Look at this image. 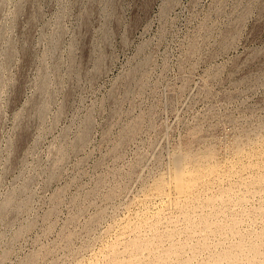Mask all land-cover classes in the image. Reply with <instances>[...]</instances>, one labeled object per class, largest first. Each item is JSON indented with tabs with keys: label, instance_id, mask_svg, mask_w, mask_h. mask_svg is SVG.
<instances>
[{
	"label": "rangeland",
	"instance_id": "obj_1",
	"mask_svg": "<svg viewBox=\"0 0 264 264\" xmlns=\"http://www.w3.org/2000/svg\"><path fill=\"white\" fill-rule=\"evenodd\" d=\"M263 238L264 0H0V264H264Z\"/></svg>",
	"mask_w": 264,
	"mask_h": 264
},
{
	"label": "bare ground",
	"instance_id": "obj_2",
	"mask_svg": "<svg viewBox=\"0 0 264 264\" xmlns=\"http://www.w3.org/2000/svg\"><path fill=\"white\" fill-rule=\"evenodd\" d=\"M253 148V147H252ZM239 150V149H238ZM215 153V152H214ZM216 156V155H215ZM205 157V156H204ZM244 157V156H243ZM216 158H218V157H216ZM206 160V159H205ZM210 161V160H209ZM211 162V161H210ZM209 162V163H210ZM208 165V164H207ZM209 166V165H208ZM211 167V166H210ZM187 167H185L184 166V162H183V158L180 156V155H177L176 157H175V159H174V180H175V182H176V187H177V189L179 190V191H182L183 189H184V186L191 180L189 177H188V171H187V169H186ZM213 168V167H212ZM262 173V172H261ZM260 176V175H259ZM193 178V177H192ZM233 178V177H232ZM247 182V181H246ZM257 182V181H256ZM161 183V182H160ZM159 191H160V188H159ZM162 191V190H161ZM218 196V195H217ZM242 197V196H241ZM171 198V197H170ZM238 199V198H237ZM171 203V202H170ZM191 203V202H190ZM208 205H209V203H208ZM207 205V206H208ZM186 211V210H185ZM189 211V210H188ZM194 213V212H193ZM209 214V213H208ZM224 216V215H223ZM241 216V215H240ZM244 216V215H243ZM200 222V221H199ZM205 222V221H204ZM218 225V224H217ZM193 233V232H192ZM161 235V234H160ZM263 236V235H262ZM259 238V237H258ZM260 239H261V237H260ZM260 241H262V239L260 240ZM263 241H264V238H263ZM260 244H259V246L261 245V243L262 242H259ZM210 244V243H209ZM264 244V243H263ZM253 245V244H252ZM258 245V244H257ZM257 245H256V248H257ZM254 246H255V244H254ZM258 246V247H259ZM143 247V246H142ZM252 247V246H251ZM250 247V248H251ZM264 247V246H263ZM228 248V247H227ZM255 248V247H254ZM253 248V249H254ZM262 249V248H261ZM249 250H252V249H249ZM258 250H260V249H258L257 248V251ZM242 251V250H241ZM244 251V250H243ZM242 251V252H243ZM264 251V250H263ZM212 252V251H211ZM242 252H240V254L242 253ZM249 253H253V251L251 252V251H248ZM255 252V251H254ZM259 252V251H258ZM258 252H257V254H258ZM224 254V253H223ZM239 254V255H240ZM243 254H245V251H244V253ZM250 254V255H251ZM171 255V254H170ZM212 255V254H211ZM229 255V254H228ZM242 255V254H241ZM240 255V256H241ZM247 255H249V254H247ZM249 255V256H250ZM256 255V254H255ZM255 255H253V256H255ZM226 257H229V256H227V255H225ZM224 256V258H226ZM235 256H237V255H235ZM258 256V255H257ZM257 256L255 257V259H256V261L258 260V261H260V257H258L257 258ZM260 256V255H259ZM215 257V256H214ZM223 257V256H222ZM221 257V258H222ZM231 257H232V255H231ZM230 257V258H231ZM239 257V256H238ZM169 258V257H168ZM235 258V257H234ZM237 258V257H236ZM250 258V260H252V259H254V257L252 258L251 256L249 257ZM252 258V259H251ZM261 258H262V256H261ZM220 259V258H219ZM219 259H217V261H219ZM241 258H238V260H240ZM264 259V258H263ZM221 260V259H220ZM231 261H232V259H230ZM216 261V262H217ZM222 261V260H221ZM227 261V260H226ZM231 261H229V262H231ZM236 261V260H235ZM234 261V262H235ZM241 261V260H240ZM214 262V261H213ZM223 262V261H222ZM233 262V261H232ZM230 263V264H233V263ZM263 262H264V260H263ZM206 263V262H205ZM237 263H239V261L238 262H236L235 264H237ZM245 263V262H244ZM243 263V264H244ZM261 264H262V262H260ZM259 263V264H260ZM241 264V263H240ZM252 264V263H251ZM253 264H254V260H253Z\"/></svg>",
	"mask_w": 264,
	"mask_h": 264
}]
</instances>
